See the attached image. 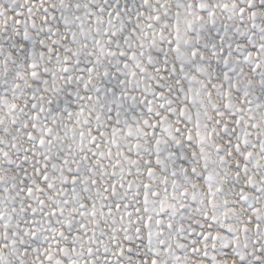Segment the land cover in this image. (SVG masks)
Here are the masks:
<instances>
[{
  "label": "snow or ice",
  "instance_id": "1",
  "mask_svg": "<svg viewBox=\"0 0 264 264\" xmlns=\"http://www.w3.org/2000/svg\"><path fill=\"white\" fill-rule=\"evenodd\" d=\"M0 264H264V0H0Z\"/></svg>",
  "mask_w": 264,
  "mask_h": 264
}]
</instances>
